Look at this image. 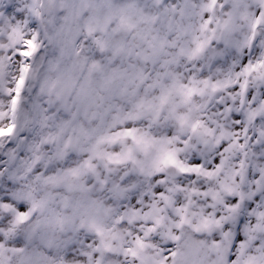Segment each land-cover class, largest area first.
Masks as SVG:
<instances>
[{
    "label": "snow or ice",
    "instance_id": "obj_1",
    "mask_svg": "<svg viewBox=\"0 0 264 264\" xmlns=\"http://www.w3.org/2000/svg\"><path fill=\"white\" fill-rule=\"evenodd\" d=\"M0 264H264V0H0Z\"/></svg>",
    "mask_w": 264,
    "mask_h": 264
}]
</instances>
